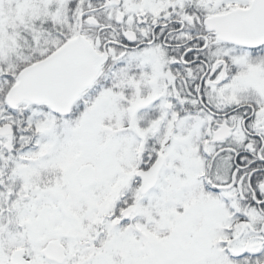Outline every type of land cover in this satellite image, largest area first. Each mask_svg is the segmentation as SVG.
Listing matches in <instances>:
<instances>
[{
    "label": "snow or ice",
    "instance_id": "snow-or-ice-1",
    "mask_svg": "<svg viewBox=\"0 0 264 264\" xmlns=\"http://www.w3.org/2000/svg\"><path fill=\"white\" fill-rule=\"evenodd\" d=\"M0 264H264V0H0Z\"/></svg>",
    "mask_w": 264,
    "mask_h": 264
}]
</instances>
